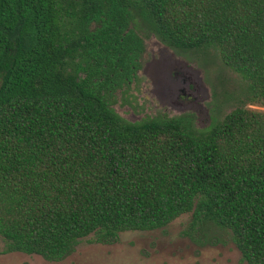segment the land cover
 Wrapping results in <instances>:
<instances>
[{
	"label": "trees",
	"instance_id": "1",
	"mask_svg": "<svg viewBox=\"0 0 264 264\" xmlns=\"http://www.w3.org/2000/svg\"><path fill=\"white\" fill-rule=\"evenodd\" d=\"M132 12L180 53L212 47L241 83L239 104L200 134L184 117L122 121L88 80L107 45L140 48L131 32L119 35ZM77 45L89 70L78 80ZM191 212L195 224L228 230L243 262L264 264V0H0L7 250L59 262L89 236L112 245Z\"/></svg>",
	"mask_w": 264,
	"mask_h": 264
},
{
	"label": "rangeland",
	"instance_id": "2",
	"mask_svg": "<svg viewBox=\"0 0 264 264\" xmlns=\"http://www.w3.org/2000/svg\"><path fill=\"white\" fill-rule=\"evenodd\" d=\"M68 8L72 12L79 9L77 2H72ZM77 13V12H76ZM133 15V12H132ZM135 18H137L135 16ZM136 20V19H135ZM144 25L140 20H136ZM143 36L148 46L153 50L167 47L164 62L169 69L161 68L159 87L164 91L171 79L168 76L171 68L176 66L181 72L194 78L193 92L202 97L199 106L204 108L199 111V116L186 114L181 120V125L187 126L195 132L207 131L214 122L230 113L239 104V90L241 83L238 78L226 69L218 60L216 51L212 47H205L194 53L183 54L170 48L157 36L148 32L144 26ZM75 44V42H73ZM165 49V48H164ZM185 64V65H182ZM73 75L78 80L76 68L72 66ZM192 67V68H191ZM190 68V70H188ZM72 73V70L68 68ZM146 70V68H145ZM153 70V67H147ZM202 73L201 82L194 72ZM165 72V73H163ZM179 80V79H178ZM186 87V85H185ZM208 92H205V89ZM165 94V92H164ZM194 110V109H187ZM191 115V116H187ZM179 119V118H178ZM123 121V120H122ZM173 121V120H172ZM126 123V122H125ZM140 125V124H137ZM0 264H246L242 261L241 254L235 247L231 233L222 229L213 222L204 220L195 224L193 213L181 215L168 226L155 231L124 232L112 245L97 243L94 236L81 240L74 251L59 262L47 261L36 254H25L7 250L6 242L0 237Z\"/></svg>",
	"mask_w": 264,
	"mask_h": 264
},
{
	"label": "flooded vegetation",
	"instance_id": "3",
	"mask_svg": "<svg viewBox=\"0 0 264 264\" xmlns=\"http://www.w3.org/2000/svg\"><path fill=\"white\" fill-rule=\"evenodd\" d=\"M102 19L106 20V17L102 16ZM135 19L133 14L132 19L127 21L119 35L124 36L131 32L132 36L138 39L140 48L134 44H128L122 54L118 43L115 42L112 46L107 45L100 54L102 69L98 73H92L88 83L100 92L105 106L128 124H145L159 120L172 121L192 113L196 116V120L199 111L204 107L199 106V102L202 101L201 95L192 91L195 87L194 78L174 66L168 73L171 87L169 88L167 84L164 91H161L158 85L159 76L161 68L167 67L164 62V58L168 56L167 47L164 45L161 47L162 44H160L158 50L151 49L143 36V25ZM98 28L99 25L94 22L87 26L91 33L96 32ZM76 34H78L77 31ZM83 44L84 40L80 39L79 45ZM83 57L85 55L77 45L72 66L79 67L76 75L80 79L87 78V72H89L86 64L82 62ZM123 59L126 61L124 68L120 63ZM107 60H112L116 64L111 68ZM90 61L93 62V60ZM147 67H153V70L147 71ZM189 108L194 110H187Z\"/></svg>",
	"mask_w": 264,
	"mask_h": 264
},
{
	"label": "water",
	"instance_id": "4",
	"mask_svg": "<svg viewBox=\"0 0 264 264\" xmlns=\"http://www.w3.org/2000/svg\"><path fill=\"white\" fill-rule=\"evenodd\" d=\"M182 65H185V64H182ZM191 68H192V67H191ZM188 70H190V68H189ZM194 73H195L196 75H198L197 79L199 80L200 84H203V83L201 82L202 73H201L199 70H195ZM205 92H206V93L208 92V89H207V88L205 89Z\"/></svg>",
	"mask_w": 264,
	"mask_h": 264
}]
</instances>
